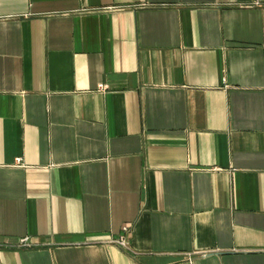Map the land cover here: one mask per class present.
Segmentation results:
<instances>
[{
    "label": "crops",
    "instance_id": "0c3cea01",
    "mask_svg": "<svg viewBox=\"0 0 264 264\" xmlns=\"http://www.w3.org/2000/svg\"><path fill=\"white\" fill-rule=\"evenodd\" d=\"M0 264H264V0H0Z\"/></svg>",
    "mask_w": 264,
    "mask_h": 264
},
{
    "label": "built area",
    "instance_id": "2783aa9c",
    "mask_svg": "<svg viewBox=\"0 0 264 264\" xmlns=\"http://www.w3.org/2000/svg\"><path fill=\"white\" fill-rule=\"evenodd\" d=\"M99 88H104V86L100 84ZM122 231H123V234L119 235V237L115 240V242L124 248H128V243H127L126 238L124 236V233L128 231V227H126V226L123 227ZM30 245L31 244H30L27 236L19 239L18 243L16 244L17 247H28Z\"/></svg>",
    "mask_w": 264,
    "mask_h": 264
}]
</instances>
